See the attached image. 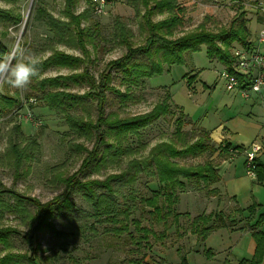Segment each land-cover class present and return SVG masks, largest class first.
<instances>
[{"label":"rangeland","instance_id":"rangeland-1","mask_svg":"<svg viewBox=\"0 0 264 264\" xmlns=\"http://www.w3.org/2000/svg\"><path fill=\"white\" fill-rule=\"evenodd\" d=\"M33 1L36 0L19 2L23 20L16 27H8V35L2 39L8 51L19 43L35 52L39 60L54 49L82 55L74 41L70 42L71 45L64 44L67 40L64 43L56 42L45 22L33 18ZM169 1L181 9V22L176 26L172 39L199 30L217 32L243 19L249 31L248 41L253 44L261 22H264L255 7V0ZM37 2L53 17L66 21L63 13L64 0ZM85 7V3L80 0L75 5V12H81ZM0 8L15 11V5L2 1ZM144 10L143 0H115L107 14L95 16L88 13L87 18L82 21L81 26L87 30L86 66L94 77L98 76L109 60L126 51L120 38L121 32L128 34L133 45L144 43L147 35L142 20ZM168 15L169 11L166 9L155 11L151 19L152 22H157ZM68 29L71 30L72 26ZM237 46L239 45L234 42L228 49L232 59L231 66V51ZM163 68L164 72L160 75L143 79L142 83L129 87L126 100H121L115 93H107L106 111L117 117L145 113L166 94L170 96V111L141 129L138 134H121L112 138L110 142H118L117 145L123 152L119 155L111 153L104 165L90 177L104 178L108 174L125 171L131 168L133 160L146 157L150 149L160 142H171L175 148H179L195 142L202 132L209 131L216 135L220 129L223 138L227 140L217 143L210 138V143L216 151L224 145L231 154L221 164V189L216 188L217 182L201 184L199 188L189 187L178 192L176 204L178 212H188L190 217L201 214L211 215L212 218L216 214L223 216L227 227L213 231L205 240V246H211L218 255L216 254L215 259L205 258L203 243L190 245L195 235L186 232L179 236L170 230L169 237L163 244L154 243L145 251L140 264H180V257L176 252L179 246L181 253L185 255L186 264H222L224 259L228 261L227 257L235 264L239 259L250 258L254 241L248 231L254 228L251 224L258 215H264V179L258 180L255 170H250L251 176H248L245 150L251 144L259 145L261 149L255 154V158L264 164V88L260 93L250 92L247 98L239 89L227 90L220 77V73L227 67L210 59L204 46L190 57L185 56L183 63L164 65ZM70 72L69 69L48 68L40 76ZM112 85L121 92L126 89L125 85L120 84L119 78L112 80ZM72 89L78 93L84 91V88ZM26 90L0 84V96H9L18 104L8 114L0 115V182L3 185L0 190L7 189L45 202L61 191V178L78 168L85 155L82 148H90L93 139L89 133L71 129L61 115L38 101L27 100ZM94 108V104L89 101L86 109L78 110L75 114L84 120H88V115L94 119ZM177 119L182 121L179 135L174 134ZM14 125L18 126L17 134H13ZM33 135H36V143L30 151L31 155L24 158L16 170L14 159L8 150L9 141L19 143L21 148L26 145V139ZM227 142L239 147L229 145L227 148ZM214 153L211 156L202 154L196 158H176L174 161L184 166L197 165L211 159ZM212 161L216 162L214 159ZM131 169L129 177L114 185L113 200L116 206L124 207L129 195L134 194L136 203L133 216L138 217L143 215L138 207L139 198L150 194V190L156 187L157 179L147 172H135L136 169ZM0 200V226H12L20 232L26 231L33 212L32 206L25 202L18 203L16 198L6 193L0 194ZM73 202L70 213L53 221L54 231H48L41 237V256L48 258L45 264H132L130 260L141 255L136 252V245L130 244L128 235L118 236L105 232L108 223L103 221V216L94 215L91 205L83 198L75 197ZM4 203L9 204L10 208H16L15 213L5 209L2 205ZM254 203L258 207L250 215L244 207ZM179 226L181 231L178 234H181L186 227L184 219H181ZM259 228L264 230V220ZM130 231L133 232L132 226ZM16 247L21 251L25 249L21 245Z\"/></svg>","mask_w":264,"mask_h":264},{"label":"trees","instance_id":"trees-1","mask_svg":"<svg viewBox=\"0 0 264 264\" xmlns=\"http://www.w3.org/2000/svg\"><path fill=\"white\" fill-rule=\"evenodd\" d=\"M15 5L13 9L0 8V54L8 52V48L2 39L8 35V27H16L22 22L23 17L19 11V2L25 0H0ZM80 0H64V16L66 21L53 17L41 5L33 1V18L43 20L53 33V38L58 43L71 45L75 42L81 50L82 55L77 56L65 51L54 49L41 61L40 75L48 68L69 69L68 74L57 73L54 76H38L33 78L26 90L27 100L38 101L41 105L56 114L61 115L63 120L74 131L84 134L89 133L93 139L90 148H82L85 155L78 168L71 174L61 178V191L51 199L42 202L37 198L26 197L12 193L10 190H0L32 206L33 212L30 216L26 231L20 232L12 226H0V264H45L47 257H42L41 237L48 231H54L55 219H62L64 215L72 211L74 198L81 197L91 205L94 215L103 216L108 225L105 232L113 235H128L130 244L136 245L139 257L131 259L132 264H140L145 256V251L152 244H163L169 237V231L177 235H185L189 232L196 236V241L203 243L215 230L226 228L221 214L196 215L190 217L188 212L180 213L176 210L178 203V192L190 188H199L201 184L215 183L219 180L214 162L209 158L202 164L179 165L174 161L176 158H196L202 154L211 156L216 149L210 143L207 132L190 145L175 148L171 142H160L154 145L148 155L142 159L133 160L131 168L135 172H147L148 175L156 177V187L150 190L148 196L139 198L138 207L143 213L138 217L133 216L136 198L130 194L124 202V207H118L114 203V185L123 182L129 177L131 168L120 173L108 174L104 178H91V174L104 165L109 155L121 154L123 149L118 142L113 144L110 140L121 134H138L147 125L153 123L170 111L169 94L156 103L149 111L133 116L117 117L114 113H107V102L109 92L121 100L129 96V87L140 84L143 79H148L164 72V65L181 64L184 57H190L193 53L200 51L204 46L206 54L210 59L217 60L222 66L232 70L231 54L229 47L236 42L241 46L251 44L248 41L249 31L243 19L238 23H232L227 28L210 32L199 30L182 35L179 38H171L175 28L180 24V7L169 0H143L145 10L142 14L143 26L146 31V39L143 44L133 45L128 34L120 33V38L126 51L119 57L109 60L104 68L94 77L86 66L87 56V34L86 29L81 26L82 21L91 13L89 0H82L86 7L75 12V5ZM168 10L169 15L157 22H152L155 11ZM176 10V12H174ZM93 15V14H92ZM72 29H68L71 27ZM67 31V35H66ZM66 35V36H65ZM66 37V38H65ZM16 46H20L17 43ZM119 78L120 84L125 85L124 92L112 85V80ZM142 83V82H141ZM84 88L82 93L73 91L72 88ZM94 104L95 117L88 115V120L75 114L78 110L86 109L88 102ZM16 101L9 96H0V115H6L11 108L16 106ZM114 115L115 117H110ZM182 121L177 119L174 134H181ZM18 126L14 125L13 134H17ZM25 146L19 148V143L9 141L8 150L14 159V167L17 170L24 158H29L31 150L36 143V135L26 139ZM117 141V140H116ZM226 143V147H229ZM262 164L257 158L254 160V170L258 180L264 179L262 175ZM3 186L0 182V187ZM214 193V191L212 192ZM1 201V200H0ZM5 209L15 213L16 208H10L9 204H2ZM1 206V205H0ZM257 204H251L245 208L250 215L254 213ZM184 219L186 227L178 234L180 221ZM145 220V223L143 222ZM264 215H258L251 226L250 234L254 241V251L250 258H242L237 264H264V230L259 227ZM133 227V232L130 227ZM17 245L25 246L23 251L17 249ZM140 252V253H139ZM180 257V264H186V258L181 253V246L176 249ZM207 259L213 257L209 248L204 250ZM142 264V263H141ZM222 264H231L223 261Z\"/></svg>","mask_w":264,"mask_h":264},{"label":"built area","instance_id":"built-area-1","mask_svg":"<svg viewBox=\"0 0 264 264\" xmlns=\"http://www.w3.org/2000/svg\"><path fill=\"white\" fill-rule=\"evenodd\" d=\"M114 2L115 0H89L88 3L93 15L103 16L107 14ZM255 7L264 21V0H255ZM261 23L253 44L239 45L232 49L233 71L225 68L220 73L227 90L239 89L246 98L250 96V92L260 93L264 88V22ZM260 149L259 145L251 144L250 148L245 150V166L248 176H251L250 170H254L255 154Z\"/></svg>","mask_w":264,"mask_h":264},{"label":"clouds","instance_id":"clouds-1","mask_svg":"<svg viewBox=\"0 0 264 264\" xmlns=\"http://www.w3.org/2000/svg\"><path fill=\"white\" fill-rule=\"evenodd\" d=\"M41 61L37 54L23 46L13 45L0 54V84L21 90L27 89L33 78L40 75Z\"/></svg>","mask_w":264,"mask_h":264},{"label":"crops","instance_id":"crops-1","mask_svg":"<svg viewBox=\"0 0 264 264\" xmlns=\"http://www.w3.org/2000/svg\"><path fill=\"white\" fill-rule=\"evenodd\" d=\"M207 131V130H206ZM220 129L216 132V135H214L213 134V132H207L208 133V135L210 136V138H212V139H214V141H216L217 143H219L220 141H223V140H227L226 138H223V134H221L220 133ZM229 144H230V142H228ZM230 146L231 147H239V146H232L231 144H230ZM223 148H219L215 153H214V156H212V158H211V160L212 159H214V160H216V162L214 163V165H215V169L217 170V174H218V176H219V180L217 181V186H216V188L218 189H221V187H220V184H221V181H222V174H221V164H223L224 162H226V160H228L230 157H231V154H230V152H228V150H226V148H224V145L222 146ZM230 197V196H229ZM247 207V206H246ZM246 207H244V208H246ZM247 231V230H246ZM248 233H250V231H248ZM197 241H196V236H193V239H192V241H190V245H193V244H195ZM203 245H204V247H205V249H207V247L205 246V241L203 242ZM254 246H255V244H254ZM208 248L211 250V252H212V254H214L213 255V259H215L216 258V254L218 253V252H216L215 250H212V248H211V246H208ZM253 251H254V248H253ZM188 254V253H187ZM252 254H253V252H252ZM218 255V254H217ZM231 264H234V262H232L231 261V259L229 258V257H227L226 258ZM225 260V259H224ZM223 260V261H224ZM240 260V259H239ZM213 261V260H212ZM211 261V262H212ZM210 262V263H211ZM235 264H237V263H235Z\"/></svg>","mask_w":264,"mask_h":264}]
</instances>
